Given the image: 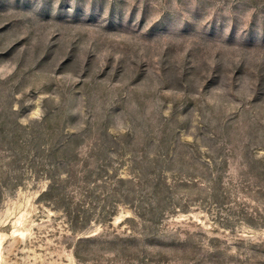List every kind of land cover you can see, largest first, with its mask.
<instances>
[{
    "label": "rangeland",
    "instance_id": "1",
    "mask_svg": "<svg viewBox=\"0 0 264 264\" xmlns=\"http://www.w3.org/2000/svg\"><path fill=\"white\" fill-rule=\"evenodd\" d=\"M0 264H264V0H0Z\"/></svg>",
    "mask_w": 264,
    "mask_h": 264
}]
</instances>
